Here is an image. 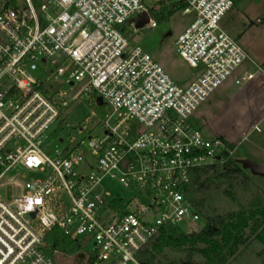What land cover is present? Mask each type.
Masks as SVG:
<instances>
[{"label": "built area", "instance_id": "2783aa9c", "mask_svg": "<svg viewBox=\"0 0 264 264\" xmlns=\"http://www.w3.org/2000/svg\"><path fill=\"white\" fill-rule=\"evenodd\" d=\"M164 6L194 15L177 39L196 71L186 86L127 35L128 28L157 27L154 12ZM234 6V0H0V180L16 171L7 184L12 197L0 196V264H59L60 251H47L55 229L80 244L81 264H143L139 254L164 226L202 223L185 194L191 171L225 165L237 143L205 135L194 115L251 60L221 24ZM144 15L148 23L138 28L135 20ZM263 73L247 71L236 83ZM81 98L107 106L104 135L87 144L60 137L64 146L51 153L50 130L70 126L64 108ZM22 172L35 177L23 180ZM114 182L131 196L115 193Z\"/></svg>", "mask_w": 264, "mask_h": 264}, {"label": "rangeland", "instance_id": "374dc122", "mask_svg": "<svg viewBox=\"0 0 264 264\" xmlns=\"http://www.w3.org/2000/svg\"><path fill=\"white\" fill-rule=\"evenodd\" d=\"M234 1L235 6L222 19L221 24L227 32L238 39L251 60L245 62L223 86L198 108L194 115V121L209 137L214 136L208 128L209 120H215L216 128L227 133L230 137H232L231 134L237 135L238 140L234 153V158L237 161L251 159L264 162V88L261 89L254 85L248 89L246 94L241 88L243 84L236 83V79L247 71L257 72L262 69L264 72V1ZM193 20L194 15L176 10L171 16L159 17L160 22L157 27L143 28L138 33L128 28L127 35L133 43L140 45L148 52L177 83L186 86L195 78L196 71L181 57L177 39ZM65 88L69 90V87ZM69 93L73 95L74 90ZM106 110L107 106H96L85 98L71 99L63 111L66 122L70 126L61 129L57 124L50 130V152L54 153L57 147L64 146L59 141L60 137L67 138L68 135H71L79 141L85 140L86 144L90 137H102L104 133L101 120ZM94 113L97 114V117L93 116ZM82 128L84 130L80 133ZM15 174L16 171L11 172L0 180L1 197H12V189L7 187V184ZM22 174L23 180L35 177L34 173L22 172ZM249 175L252 181L245 180L246 183L237 186L241 203L244 205L248 204L256 193H264V177L254 176L250 172ZM110 185L115 193L123 195L124 198L131 196V193L124 191L117 182ZM212 194L215 201L213 203L214 212L211 213L223 214L238 209V206L224 197L221 192L212 191ZM203 224L204 220L202 223L185 222L180 227L184 232L196 229L198 234ZM80 239L84 245L87 237L83 235ZM84 247L88 252H91L94 245L90 242L86 243ZM163 255L167 257L164 259L166 263L179 260L180 264H205L204 259L197 255L194 262H188L185 259V254L169 248L165 249ZM56 257L59 264H80L79 258L75 255L59 252ZM232 264H264V245L254 239L248 247L241 248L238 258Z\"/></svg>", "mask_w": 264, "mask_h": 264}, {"label": "trees", "instance_id": "16d2710c", "mask_svg": "<svg viewBox=\"0 0 264 264\" xmlns=\"http://www.w3.org/2000/svg\"><path fill=\"white\" fill-rule=\"evenodd\" d=\"M174 12L175 9L164 6L154 15L165 18ZM196 126L201 128L197 123ZM190 175L185 194L202 214L201 230L195 237H189L179 227L164 226L156 239L139 254L143 264H180L179 260L164 261L167 257L163 253L167 248L185 254L188 262H194L197 255L205 264H232L241 248L248 247L254 239L264 245V193H256L246 205L241 203L237 186L252 181V178L234 157L223 166L194 169ZM212 191L221 192L238 209L223 214L211 213L215 201ZM47 243V251L51 254L57 250L77 256L80 264L84 260L80 244L59 229L47 236Z\"/></svg>", "mask_w": 264, "mask_h": 264}, {"label": "water", "instance_id": "95a60500", "mask_svg": "<svg viewBox=\"0 0 264 264\" xmlns=\"http://www.w3.org/2000/svg\"><path fill=\"white\" fill-rule=\"evenodd\" d=\"M148 16L144 15L142 18L136 19V26L138 28L143 27L145 24L148 23ZM99 102L102 103V99H99ZM238 162L242 165L243 169L248 170L252 175L264 177V162H258L251 159H241ZM189 237H195L197 232L189 233ZM184 264H191V263H184Z\"/></svg>", "mask_w": 264, "mask_h": 264}, {"label": "crops", "instance_id": "0c3cea01", "mask_svg": "<svg viewBox=\"0 0 264 264\" xmlns=\"http://www.w3.org/2000/svg\"><path fill=\"white\" fill-rule=\"evenodd\" d=\"M254 85H256L257 87H260L261 89L264 88V74L256 76V78L250 82L243 83V86L241 88L244 89L245 93L247 94L248 89ZM214 121L215 120L208 121V128L214 136L222 137L230 143H237L236 142L238 140L237 135L231 134L232 137H230V135H227V133L218 130L216 126L214 125L215 123Z\"/></svg>", "mask_w": 264, "mask_h": 264}]
</instances>
